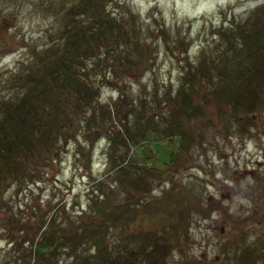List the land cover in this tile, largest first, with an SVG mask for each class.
I'll use <instances>...</instances> for the list:
<instances>
[{"label": "rangeland", "instance_id": "obj_1", "mask_svg": "<svg viewBox=\"0 0 264 264\" xmlns=\"http://www.w3.org/2000/svg\"><path fill=\"white\" fill-rule=\"evenodd\" d=\"M45 1L0 0V98L10 89L9 96L20 95L23 66L51 39L52 15L36 7ZM100 6L123 17L138 46L131 45L126 67L106 55L103 80L89 74L88 86L99 89L85 101L73 84L58 88L46 117L52 121L57 111L59 117L47 135L32 139L25 153L7 151L26 168L1 167L0 264H34L40 221L67 216L73 230L79 214L87 227L66 243L57 235L66 227L48 224L59 241L42 264L48 258L65 264L98 241L105 245L98 262L102 256L127 262L135 254V264H185L189 254L216 264L219 253L220 264H238L256 243L245 260L264 264V85L230 97L225 80L233 76L241 89L248 84L237 75L251 64L244 51L253 47L244 40L264 43L255 27L258 22L264 33V0H104ZM106 39L113 41L108 33ZM103 44L102 38L83 55L104 58ZM12 79L19 82L13 88ZM148 119L152 136L145 140L139 135ZM9 126L11 134L18 123ZM124 136H132L126 145ZM133 173H141L134 183ZM60 206L71 213L54 211Z\"/></svg>", "mask_w": 264, "mask_h": 264}, {"label": "trees", "instance_id": "obj_2", "mask_svg": "<svg viewBox=\"0 0 264 264\" xmlns=\"http://www.w3.org/2000/svg\"><path fill=\"white\" fill-rule=\"evenodd\" d=\"M85 11H88L90 16H87V22L86 24H82L79 22H75V25L72 26V31H70V27L68 28V31L71 32L72 35L68 36L65 46L62 47L63 54L62 55H55L52 56H46L43 59V65L38 69V73L42 75V78H46L45 88H40L39 92H36L35 90L38 89L35 75L37 76L38 73H33L32 76H30L29 79L31 81H34V85L32 87H29L26 92L23 93V95L19 98L18 102L13 101L12 99L8 100H2L0 101V117L1 115H4L5 123H0V173H1V167L7 166L10 164L11 166H14V168L17 170V168L22 169L26 168V165L23 162V159L20 158L19 160L21 163L17 162V157H14V159L11 156H8L9 154L7 151H10L11 153H25L22 152L24 147H28L32 143V139L36 138H42L47 135L48 127L52 124V122L56 121V119L59 117V112L57 111L56 116L51 121L48 119V117L51 115V110L44 109L42 107V103H45V107L48 108L49 104H53V94L54 92L65 85H74L77 88L78 95L80 98L85 101V99L92 94V91H97L99 89V85H93L92 87L88 86V80L86 75H88L91 72H98L103 69L104 66L108 65V62L106 59L108 58L106 55L114 54V59L117 63L121 62L120 64L127 66V61H130V57L127 56L131 51V45H137V42L133 43L131 42L130 38L126 34V22L123 21V17L119 20L117 16H112L106 12H104L101 9H95L94 3H90L87 1V3L84 6ZM102 8V6H101ZM257 30L261 32L262 36L264 33L262 32V25L257 22L256 26ZM242 35L246 36L248 34L249 29L247 27L242 26ZM107 33L112 38L113 41L107 40ZM164 34V32L162 31ZM105 39L107 42V45H104V49H107L105 51L104 58L100 59L99 61H90L88 57L83 55L84 51L88 50V46L90 45V41L98 40V39ZM164 40L165 37H164ZM253 42L249 40H244L246 43L247 49L250 47H253L250 49V51H244V54L248 56L246 57L247 62L250 61L251 64H247L246 68L244 69V73L240 74L241 76L237 75L238 78L245 79L248 84L246 86L245 82L243 84V88H239V86L234 82V77L226 75L225 80L227 81V95L232 97L237 93L239 90L245 91V89H252L255 87L264 85V43L256 42L254 44ZM254 44V46H253ZM263 45V46H262ZM138 46V45H137ZM135 46V47H137ZM57 49V48H54ZM55 50H53V53ZM117 56V58H116ZM87 58V60H86ZM90 61V62H89ZM203 64V62H202ZM109 66V65H108ZM30 71V70H29ZM257 72V73H256ZM102 74L105 75V73L102 71ZM84 77V82H87L84 87L83 83L80 82L81 80L79 78ZM38 77V76H37ZM194 78L198 79L199 75H193ZM104 76L101 78L103 80ZM189 78V76H188ZM28 79V80H29ZM27 80V79H26ZM30 81V82H31ZM184 84L185 83H180ZM219 88L222 87L220 84L218 86ZM184 89L182 88L181 91ZM180 91V92H181ZM255 91V90H253ZM179 92V93H180ZM157 95V94H155ZM1 121V118H0ZM7 121L16 122L18 123L17 128H13L11 130V134L9 133L8 129L10 126L8 125ZM144 126L141 128L140 133L142 135H139V137H142L143 135L147 136L149 132V128L147 125H150L152 122L151 119H148ZM135 123H138L135 121ZM26 126H28L30 129H25ZM42 128V130H39ZM181 134V139L183 138V129L176 128ZM191 137L188 133L185 134V137ZM150 137V135L148 136ZM146 137V138H148ZM145 138V139H146ZM126 140L129 138L126 137ZM124 139V143H125ZM123 205V203H121ZM62 209L63 215L70 214L71 212H67L65 209L66 207L60 206L56 207L55 210ZM62 215V216H63ZM80 215V218L78 221L80 222V225L75 226L73 230H69L71 227V221L73 219L68 218L67 216H64L61 218H57L56 216H47L42 221H40L39 224V232L40 233V239L36 240V244L34 247V251H31V253L34 252L33 258L35 260L34 264H42L41 259L42 257H48L49 248L55 249V244L59 241L57 238L53 237V234H56V230L48 231V224L52 222V225H55L58 222H61L66 229L63 230L62 228H58V236H62L64 238L65 243L72 238L78 239V230L82 228V225L84 227H87V223L89 221H85V219ZM36 219H40V216H37ZM49 220V221H48ZM77 220V217H76ZM45 224L44 228L40 230V225ZM30 227V226H26ZM57 236V237H58ZM77 236V237H76ZM59 238V237H58ZM57 241V242H56ZM54 242V243H53ZM103 246L105 247L102 242L96 243V246L93 251H90L88 248L86 250H83L82 254H75V257L73 259H70L65 264H135V254L133 256L129 257V260L127 262L123 261V258L121 256L113 257L114 259H108L106 258L103 260V257L98 262L95 260L100 255H102V249ZM100 250V252L98 251ZM167 253V251L165 252ZM164 253V254H165ZM39 255H41L39 257ZM30 252L26 253V261L29 260ZM44 261L43 264H59L57 260H50ZM115 260V261H114ZM29 264V263H27Z\"/></svg>", "mask_w": 264, "mask_h": 264}, {"label": "flooded vegetation", "instance_id": "obj_3", "mask_svg": "<svg viewBox=\"0 0 264 264\" xmlns=\"http://www.w3.org/2000/svg\"><path fill=\"white\" fill-rule=\"evenodd\" d=\"M263 247H261V249H262ZM252 263V260L249 258L248 260H247V262H246V264H251ZM188 264H196L195 263V261H194V259L191 257V258H189L188 257Z\"/></svg>", "mask_w": 264, "mask_h": 264}]
</instances>
